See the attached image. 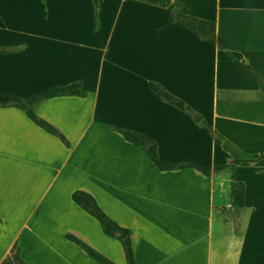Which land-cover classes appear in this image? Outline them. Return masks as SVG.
<instances>
[{"label": "crops", "instance_id": "0c3cea01", "mask_svg": "<svg viewBox=\"0 0 264 264\" xmlns=\"http://www.w3.org/2000/svg\"><path fill=\"white\" fill-rule=\"evenodd\" d=\"M171 13L213 23L264 80V0H0V94L76 82L85 92L34 107L66 144L0 107V264L15 246L25 264H98L67 234L127 264L120 243L72 201L77 191L128 230L136 264H264V160L213 172L264 156V93ZM115 128L150 143L140 149ZM148 146L164 163L212 172L159 171Z\"/></svg>", "mask_w": 264, "mask_h": 264}, {"label": "trees", "instance_id": "16d2710c", "mask_svg": "<svg viewBox=\"0 0 264 264\" xmlns=\"http://www.w3.org/2000/svg\"><path fill=\"white\" fill-rule=\"evenodd\" d=\"M96 3V0H93ZM170 21L172 23L178 24L190 30L194 35L203 41H208L215 43L220 51H222L233 63L235 68L241 72L242 74L250 77L256 83L257 88L264 93V80L260 76L258 72H256L250 65L246 62L242 61L240 58L235 57L227 48L226 44L216 35L215 25L210 22H205L202 20H198L189 16L181 15L178 13L170 14ZM1 52V51H0ZM150 90L157 95L160 100L163 102L177 108L178 110L186 113L189 117L194 119L198 125L203 127L208 135L217 143L220 144V141L216 138L215 133L197 114L194 112L188 105H186L183 101L176 98L169 92H167L164 88L159 86L156 83H149ZM64 96H76V97H84L85 92L82 89L81 83L76 82L64 87H56L40 92L36 95H33L28 98H20L12 95L0 94V107H14L24 112L26 117L37 127L45 131L46 133L57 137L61 142L66 144V140L63 135L52 125H50L45 120L39 118L35 112L34 107L40 102L46 101L48 99H53L57 97ZM115 132L120 134V136L128 143L140 148L144 149L150 140L141 134H138L133 131L115 128ZM149 159L152 164L159 171H176L181 169H195L200 172L202 175L209 176L211 174V170L204 169L194 163L191 162H180V163H164L162 162L156 153V148L152 147L148 151H146ZM258 160H264L263 155H259L255 158V160L244 161L239 160L235 157L225 166L215 167L213 172H220L228 170L230 171L234 166L239 165L243 162H255ZM72 201L78 205L83 211H85L89 216L94 218L102 229L104 235L114 238L117 240L124 252V256L127 264H136L134 259V253L129 237V232L126 228H122L117 225L114 221H112L98 206L97 202L94 198L87 193L77 191L72 194ZM232 205L234 203L232 202ZM66 239L76 245L80 250H82L90 259L94 260L98 264H115L113 261L76 238L73 235L67 234ZM2 264H25L20 256L19 250L15 246L12 248L10 252V256L6 260L3 261Z\"/></svg>", "mask_w": 264, "mask_h": 264}, {"label": "rangeland", "instance_id": "374dc122", "mask_svg": "<svg viewBox=\"0 0 264 264\" xmlns=\"http://www.w3.org/2000/svg\"><path fill=\"white\" fill-rule=\"evenodd\" d=\"M18 248V247H17ZM19 250V249H18ZM32 251V250H31ZM35 251H33L32 253H34ZM27 253L29 254L30 253V250H27ZM116 264V263H115Z\"/></svg>", "mask_w": 264, "mask_h": 264}, {"label": "water", "instance_id": "95a60500", "mask_svg": "<svg viewBox=\"0 0 264 264\" xmlns=\"http://www.w3.org/2000/svg\"><path fill=\"white\" fill-rule=\"evenodd\" d=\"M151 148V146H148L147 148H146V150H149Z\"/></svg>", "mask_w": 264, "mask_h": 264}]
</instances>
